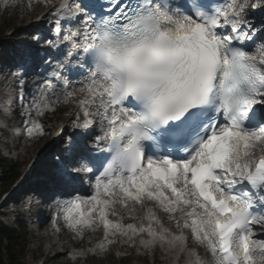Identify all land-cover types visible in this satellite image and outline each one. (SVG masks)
I'll list each match as a JSON object with an SVG mask.
<instances>
[{
  "label": "snow or ice",
  "instance_id": "snow-or-ice-1",
  "mask_svg": "<svg viewBox=\"0 0 264 264\" xmlns=\"http://www.w3.org/2000/svg\"><path fill=\"white\" fill-rule=\"evenodd\" d=\"M43 4L52 38L32 37L48 55L25 130L42 136L60 104L75 129L53 224L103 229L93 252L123 236L191 264H264V0Z\"/></svg>",
  "mask_w": 264,
  "mask_h": 264
},
{
  "label": "bare ground",
  "instance_id": "bare-ground-1",
  "mask_svg": "<svg viewBox=\"0 0 264 264\" xmlns=\"http://www.w3.org/2000/svg\"><path fill=\"white\" fill-rule=\"evenodd\" d=\"M7 5H8L7 7L2 6L0 8V11L13 9L15 6H18L19 5L18 0H10ZM29 5H30V7H29ZM41 6H43V3L41 1H37V0H25L24 4H23V7L26 8V10H28L29 12H31L33 14V17H35L36 15L39 16V13H40L39 7H41ZM31 21H32L31 26L29 28L20 31L21 33H25V32L31 33V36H30L31 41H29L27 39L28 41L27 40L24 41V45L22 46L23 58L21 60V64H25V67H26V65L31 63L30 67H28V76H31V73L33 71L32 61L35 60L34 57L37 55L36 51H35V47L33 45L32 37L34 35L39 34L40 29L42 27H44V24H42V22L37 24V22L34 21V18L31 19ZM41 21H44V19ZM0 34H1V32H0ZM7 40H9V38H7ZM7 40H4V42L7 43L8 42ZM0 42H1V40H0ZM4 46L2 45V50L4 51V53L0 56V62H4L5 60L7 61V59H8L6 57H7V53L9 52L10 46L9 47L8 46L4 47ZM39 48H43V45L40 44ZM29 52H31V57H29L27 55V53H29ZM11 76L14 77L13 73H11ZM61 105L63 106L65 104H61ZM63 125H66L65 121H61L58 126H63ZM60 128L61 127H59V129ZM60 140H61V138H60ZM27 146L28 147H27L26 151H24L23 153L20 154V156L22 158V167L27 166L30 162H34V165L26 173L23 182L20 183L19 186L14 191L16 193L18 192V196L20 194V199H21V197L26 195L25 194L26 190L21 189L20 186L21 185L23 186L25 183H27L32 177H34L35 174L38 173V174L42 175V177L48 176L50 179L52 177L50 170L53 168V163L49 159V155L47 154V155L41 156L40 154H37L38 152L31 150L30 143ZM13 149H17L18 151H20L21 147L13 146ZM42 149H43L42 147L39 149V153ZM55 150H56V145L53 143H50V145L48 146L47 152L52 153ZM42 190L44 192H52V193L61 191L60 189L55 187L52 182H49V185L44 187ZM25 199H26V197H25ZM21 200H23V199H21ZM48 203L52 204V199H50L48 201ZM52 208L54 209L55 214H56V205H53ZM63 224L64 223L62 220L57 221L55 227L57 228L58 226H61ZM100 234L101 233L99 230L95 231L93 234L85 232L84 238L80 239L79 237L76 236V234L73 231L69 232L67 228L63 227V230L59 234L58 242L53 240L52 235L49 236L48 237V243L46 244L45 247H43L42 253L45 256L47 264H49L50 262H55L57 264L69 263V262H71V260H70V254H71L70 245L71 244L76 246V247H81V248L86 247L87 245H91V243L96 241L98 239V235H100ZM85 236H87V238H85ZM118 249L121 252L131 254L133 247L128 242V240H125V241H123V243L120 246H118ZM105 257L106 256H102V255H100V256H83V257H80L77 260H75L74 263L75 264H105L102 261ZM32 259H34V256H32Z\"/></svg>",
  "mask_w": 264,
  "mask_h": 264
},
{
  "label": "rangeland",
  "instance_id": "rangeland-1",
  "mask_svg": "<svg viewBox=\"0 0 264 264\" xmlns=\"http://www.w3.org/2000/svg\"><path fill=\"white\" fill-rule=\"evenodd\" d=\"M25 0H18V6H15L13 9H9V10H4V11H0V46L2 47V45L4 47L6 46H10L9 48L12 49V45L15 43V41L13 40V38H9V40H7V37H9V34L12 33H16L17 31L22 30L24 27L27 26V24L30 23L31 19L37 17L38 15H36L35 17H33V14L31 12H29L28 10H26V8L23 7ZM37 1H41L43 3L42 0H37ZM40 13L45 12L47 10H49L47 7L41 6L39 7ZM32 14V15H31ZM4 40H7L8 42L5 43ZM3 41V42H2ZM3 43V44H2ZM73 105L68 104L66 105H58L57 106V111L56 112H48L46 113V115L42 118H40L42 120V122L44 123V134L42 136L40 135H33L30 137V141H31V150L35 151V152H39V149L42 147L44 148L46 145H48L51 141V135L52 133L57 129L58 125L60 124L61 121H65V123H67L70 127H72V117L67 115L66 113L73 111ZM27 145L26 147L22 150V153L24 151H26L27 149ZM57 153L60 152V147L57 148ZM4 155V153H3ZM23 155V154H22ZM2 156V153H1ZM12 156H15V153L12 154ZM44 156V155H43ZM49 158H52V153L49 154ZM14 165V170H16L17 172L22 171L23 167H22V158H20L18 160V162L13 161L12 163ZM16 165V166H15ZM1 184L3 185L2 182H0V186ZM13 188V187H12ZM4 221L3 224L7 225L8 227L14 228L16 229V224H15V220H16V215L14 216H7L5 219H3ZM28 227L29 229H27V233L30 235V241L32 240L33 237V231H32V227H31V223L30 221L28 222ZM46 241L43 239L41 241L35 239V242L31 244L29 247H27V253L25 255V258L23 260L24 264H32V256H33V248H38L39 246H41V250L38 252L39 256H40V261L43 260L44 254L42 253V249L43 247L46 246ZM36 254V253H35ZM138 254V250L137 248H134L132 250V257L130 258L131 263L132 264H151V262H146V263H138L135 262L136 260V256ZM105 264H119L117 257L116 256H110V257H105L102 260ZM149 261H151V259L149 258ZM49 264H57L55 262H50ZM65 264H70V263H65ZM159 264H170V260L166 257H164V255H160L159 257Z\"/></svg>",
  "mask_w": 264,
  "mask_h": 264
},
{
  "label": "trees",
  "instance_id": "trees-1",
  "mask_svg": "<svg viewBox=\"0 0 264 264\" xmlns=\"http://www.w3.org/2000/svg\"><path fill=\"white\" fill-rule=\"evenodd\" d=\"M4 176V187H9L17 177V171L12 165L0 162ZM20 231H14L0 224V264H24L23 259L28 244L22 224Z\"/></svg>",
  "mask_w": 264,
  "mask_h": 264
}]
</instances>
